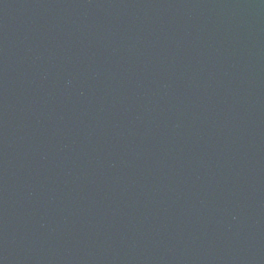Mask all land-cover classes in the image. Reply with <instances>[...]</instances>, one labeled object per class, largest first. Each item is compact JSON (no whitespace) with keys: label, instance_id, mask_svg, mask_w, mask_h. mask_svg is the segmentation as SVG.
I'll list each match as a JSON object with an SVG mask.
<instances>
[{"label":"water","instance_id":"95a60500","mask_svg":"<svg viewBox=\"0 0 264 264\" xmlns=\"http://www.w3.org/2000/svg\"><path fill=\"white\" fill-rule=\"evenodd\" d=\"M0 264H264V0H0Z\"/></svg>","mask_w":264,"mask_h":264}]
</instances>
